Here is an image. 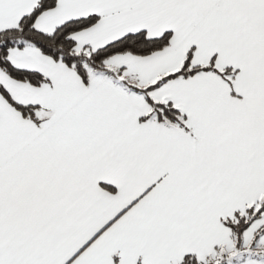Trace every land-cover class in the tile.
<instances>
[{
  "label": "snow or ice",
  "instance_id": "1",
  "mask_svg": "<svg viewBox=\"0 0 264 264\" xmlns=\"http://www.w3.org/2000/svg\"><path fill=\"white\" fill-rule=\"evenodd\" d=\"M0 264H264V0H0Z\"/></svg>",
  "mask_w": 264,
  "mask_h": 264
}]
</instances>
